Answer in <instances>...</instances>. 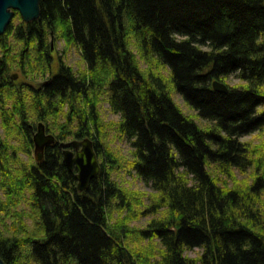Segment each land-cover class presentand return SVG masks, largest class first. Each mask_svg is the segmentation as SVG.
<instances>
[{"label": "trees", "instance_id": "obj_1", "mask_svg": "<svg viewBox=\"0 0 264 264\" xmlns=\"http://www.w3.org/2000/svg\"><path fill=\"white\" fill-rule=\"evenodd\" d=\"M52 35L79 50L85 70L53 66ZM31 59L51 77L29 105L8 70ZM231 75L244 85L212 90ZM102 95L117 124L101 119ZM30 112L60 121L39 165L20 157L33 144ZM0 121L3 263L264 264V137L241 140L264 130V0H39L37 19L16 13L0 35ZM111 130L129 142L127 172L150 195L111 180L104 167L121 158L104 144ZM68 137H88L101 160L80 194L58 147ZM194 249L196 259L184 255Z\"/></svg>", "mask_w": 264, "mask_h": 264}, {"label": "rangeland", "instance_id": "obj_2", "mask_svg": "<svg viewBox=\"0 0 264 264\" xmlns=\"http://www.w3.org/2000/svg\"><path fill=\"white\" fill-rule=\"evenodd\" d=\"M10 12H12V17L10 20L11 22L12 19L15 17V14L17 13L19 15V13L13 10H10ZM19 17L21 18L20 15ZM48 43L51 49L50 51H51V56H52L50 62L53 64L54 67H58L59 65L63 64L64 66L70 68L73 71H77L82 68L83 70H85V66L81 59L80 52L75 46H71L70 48H67L66 41L64 38L55 39L53 35L51 36V38L48 39ZM17 45L18 44H16L13 40H11V45H10L11 52L15 50L13 53H16L19 50L18 48H15ZM202 49L207 50L208 48L202 47ZM25 56L27 57L30 56V58L33 57L35 59L37 57V54L35 53V51L31 50L30 48H27V52H25ZM31 61H32V67L29 66L30 62L27 61V63L24 64L23 66H18L15 64L9 67V70H8V78L11 80V85H13L14 88L15 87L22 88L23 95L26 96V98L28 99L29 105L31 104V100H32L31 99L32 95L30 94H32L35 90L40 89L43 85H45L51 77L50 76L51 73L48 72L49 67L47 68L44 66L45 64L44 61L37 65H35V63L33 62V59H31ZM147 65L148 64H146V62L144 63L143 61H142V64L140 63L142 70L149 69V65L148 67ZM158 69L161 70V73L163 76L165 77L167 76V72L165 68L159 66ZM14 76L16 77V79H13ZM223 81L225 84H227L230 87H241L242 85H244V83L240 82L234 75L229 76ZM165 85L169 86L166 83ZM173 100H174V103L178 106V108H180V110L185 115L196 119V121L201 123L200 125H202L204 121H201L200 119L198 120L196 118L197 114L184 105L181 97H179L178 95H174ZM98 112L100 114L101 119L106 124L108 123L117 124L119 122V117L110 110V107L104 95L100 96V99L98 101ZM39 122H42L45 125V130L47 134H48V131H50L49 134L55 137V132L53 131V129H55L58 126L60 121H55L54 126H53L45 122L44 120L37 119L34 114H31V112L28 113L26 123L28 126L32 127L31 128L32 131L30 130L32 134L36 130V125ZM108 135L109 137L107 138V143L103 141L104 144L106 145L110 144L113 150V153L115 155L116 153H119L121 155V158L117 157L115 163L111 164V168H110V165H105L104 167L110 173L111 180L114 181L119 188L134 190L138 192H144L145 194L150 195L152 193L150 186L145 184L143 181L139 180L137 177H135L133 172L131 173L127 172L126 163L130 157L129 142L124 137L122 138L118 137V134L115 133L114 131L112 133V130L110 131ZM0 136H2V138L4 137V133H3L1 126H0ZM257 137H261V138L264 137V130H262L261 132H255L253 135L246 136L242 138L241 140L242 141H249V140L257 141L258 140ZM68 138L69 139L64 142H68L72 140L71 137H68ZM85 138H88V137H85ZM18 143L19 142H16V141L10 142V144H13L15 146L19 145ZM26 151L28 152L27 155L20 156L23 162L25 163V165H30V164L37 165L33 157V144L29 148H27ZM97 160H98L99 167L101 170L102 169L101 160L100 158L98 159V157H97ZM148 202H149V199L146 196V199L144 200V205H147ZM149 218L150 217H145L139 220L132 221L130 225L136 226L137 228H143L148 224ZM200 253H201V250L194 249L192 251L185 252L184 255L190 259H196Z\"/></svg>", "mask_w": 264, "mask_h": 264}, {"label": "water", "instance_id": "obj_3", "mask_svg": "<svg viewBox=\"0 0 264 264\" xmlns=\"http://www.w3.org/2000/svg\"><path fill=\"white\" fill-rule=\"evenodd\" d=\"M10 10L17 11L24 22H30L39 16V0H0V35L4 33L11 20ZM211 86L215 92L228 93L227 87L216 79L212 81ZM32 143L34 161L39 165L44 159L45 148L54 145L56 139L53 135L47 134L45 125L39 122L32 134ZM58 147L61 149L62 162L66 169L70 172L76 171V191L79 194L86 191L90 181L100 172L92 141L88 138L71 140L60 142ZM0 264L5 263L0 259Z\"/></svg>", "mask_w": 264, "mask_h": 264}, {"label": "bare ground", "instance_id": "obj_4", "mask_svg": "<svg viewBox=\"0 0 264 264\" xmlns=\"http://www.w3.org/2000/svg\"><path fill=\"white\" fill-rule=\"evenodd\" d=\"M217 81H219L220 83L224 84V85L227 87V89H228V93H229L231 87L228 86L227 84H225L223 80H217ZM211 83H212V81L210 82V86H211ZM163 88H164V90L166 91V93H168V94L170 95L172 101L174 102V100H173L174 95H178V94H176V93L172 90V88L169 87V86H166V85H165ZM211 88H212V86H211ZM212 90H213V88H212ZM213 91H214V90H213ZM214 92H215V91H214ZM216 93H218V92H216ZM228 93H227V94H228ZM219 94H223V93H219ZM227 94H224V95H227ZM182 113H183V112H182ZM183 114H184V113H183ZM184 115H185V114H184ZM186 116H187V115H186Z\"/></svg>", "mask_w": 264, "mask_h": 264}, {"label": "flooded vegetation", "instance_id": "obj_5", "mask_svg": "<svg viewBox=\"0 0 264 264\" xmlns=\"http://www.w3.org/2000/svg\"><path fill=\"white\" fill-rule=\"evenodd\" d=\"M46 148H47V147H46ZM46 148H45V149H46ZM44 155H45V150H44Z\"/></svg>", "mask_w": 264, "mask_h": 264}]
</instances>
